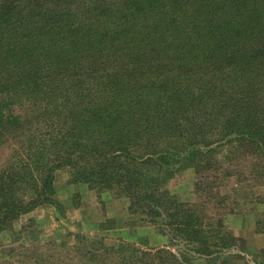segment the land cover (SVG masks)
<instances>
[{
	"label": "trees",
	"instance_id": "1",
	"mask_svg": "<svg viewBox=\"0 0 264 264\" xmlns=\"http://www.w3.org/2000/svg\"><path fill=\"white\" fill-rule=\"evenodd\" d=\"M19 101L44 125L0 172V235L58 204L54 172L68 169L70 183L126 199L130 216L188 249L172 264H264L201 211L214 150L264 170V0H0V140L31 120L12 121ZM187 169L198 205L166 188ZM110 250L122 264L141 254Z\"/></svg>",
	"mask_w": 264,
	"mask_h": 264
},
{
	"label": "rangeland",
	"instance_id": "2",
	"mask_svg": "<svg viewBox=\"0 0 264 264\" xmlns=\"http://www.w3.org/2000/svg\"><path fill=\"white\" fill-rule=\"evenodd\" d=\"M11 108L12 121H23L27 116L31 120L27 124L14 123L0 140V172L22 161L29 140L36 136L35 133L40 134L44 125L43 120L31 114L36 108L32 103L19 101ZM214 151L219 166L209 175L207 183L213 197L212 203L202 206V218L205 223L224 225L240 246L249 253L254 251L257 261L263 262L264 170L261 164L256 166L257 158L251 160L252 155L230 153L229 147L225 149L223 145ZM69 173L68 169L54 172L53 186L58 204L34 210L0 235V264H122L119 254L110 250L121 245L135 246L140 251L135 264H172L169 253L182 261L191 258L188 249L170 246L167 238L130 216L126 199L115 193L72 184ZM195 181L194 172L187 169L177 174L166 188L178 201L198 205ZM221 196L224 201L220 202ZM23 229L26 233L20 238ZM91 252L97 257L95 260L89 258ZM101 253L103 255H99ZM241 256L244 261L233 258L230 264L252 261L248 254ZM192 264L203 263L194 261Z\"/></svg>",
	"mask_w": 264,
	"mask_h": 264
}]
</instances>
